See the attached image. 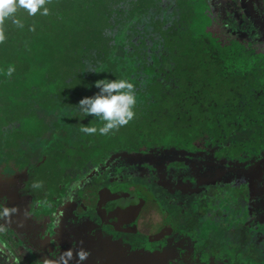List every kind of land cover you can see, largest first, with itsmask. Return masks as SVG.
Returning a JSON list of instances; mask_svg holds the SVG:
<instances>
[{"label": "trees", "instance_id": "1", "mask_svg": "<svg viewBox=\"0 0 264 264\" xmlns=\"http://www.w3.org/2000/svg\"><path fill=\"white\" fill-rule=\"evenodd\" d=\"M46 6L48 16L21 10L23 28L6 22L0 44V165L19 171L20 198L32 211L17 236L0 232V264H35L39 256L50 264H134L133 250L155 238L124 229L141 203L131 201L129 183L162 186L148 207L171 214L156 223V240L177 236L188 264H205L212 250L215 264H264V0ZM148 38L152 54L143 49ZM103 79H127L137 97L152 96L137 101L127 126L89 136L80 128L102 122L77 106ZM169 156L177 189L157 178L153 158ZM198 163L210 164L205 171ZM177 192L183 199L172 197ZM208 220L221 242L209 243L217 241L210 232L202 240ZM185 238L196 242L192 249Z\"/></svg>", "mask_w": 264, "mask_h": 264}, {"label": "clouds", "instance_id": "2", "mask_svg": "<svg viewBox=\"0 0 264 264\" xmlns=\"http://www.w3.org/2000/svg\"><path fill=\"white\" fill-rule=\"evenodd\" d=\"M49 0H0V44L7 39L6 22L10 21L18 28H23L22 20L18 13L21 10L27 12L28 16H48L50 9L46 6ZM34 30V29H33ZM15 68L9 67L5 73L11 77ZM91 71H95L94 69ZM99 92L91 97L80 100L77 106L80 113L85 117H94L102 122L101 127L82 126L80 131L89 136L99 134L108 136L122 127L127 126L136 118L137 95L136 86L127 79H103L95 83ZM42 185L37 183L33 188H40ZM18 209L8 207L5 203H0V220L10 219ZM87 253L81 251L78 254L80 261L87 259ZM69 258L71 254L69 253Z\"/></svg>", "mask_w": 264, "mask_h": 264}, {"label": "rangeland", "instance_id": "3", "mask_svg": "<svg viewBox=\"0 0 264 264\" xmlns=\"http://www.w3.org/2000/svg\"><path fill=\"white\" fill-rule=\"evenodd\" d=\"M250 28L251 29H249V31L257 32V33H259V30L262 29V27H258L255 29V27H252V26ZM150 29H152V27ZM253 30H255V31H253ZM154 45H155V42L149 40V38H148L147 44L143 49L148 50L152 54L155 51ZM151 60L153 61L152 57H151ZM147 95H148L147 97H137V101L138 102L145 101L146 99H148L149 97L152 96L151 93H148ZM251 157L256 158L255 155H253ZM245 158H248V156H245ZM154 160L160 162L158 164L160 166L159 167L157 166V168L159 169V170H157V173H158L157 178L160 179L159 182L163 185H166V184L171 185L173 183V181L175 180V178H174L175 175L173 174L172 167L169 168L170 166L168 164H166L167 162H169L171 160V156H169L168 158L162 157L160 159L156 157V158H153V161ZM198 164L202 165V167L205 168V171H207L206 167L210 163L209 164L198 163ZM192 170H194V167H192ZM20 179H21V175L15 167H13V168L8 167L7 168L5 165H3V166L0 165V203H5L6 206H8V207H14V208L18 209V211L15 214H13L10 219L5 218L3 220H0V226L3 228V229H1V227H0V232L11 231L12 234L15 236H17L19 234L18 233L19 229L21 230V226H19V222L22 223L23 220L29 221L30 219H32L31 216L29 215V212H32V211L30 210L31 207L28 206V201L23 199V197L20 198L21 196L19 194V188L23 185L22 184L23 178L21 180ZM169 181H170V183H169ZM181 186L184 190L187 187V185L183 186V182H182ZM256 186L261 189L259 182L256 183ZM173 187L176 188L175 182L173 183ZM159 189L160 188L157 187V190H159ZM252 191L257 192V196H261V193L264 190L257 191L255 189L254 190L252 189ZM199 200L200 199L194 195L193 200H192V205L195 207V205H197V202H199ZM202 203L205 204V202H202ZM181 204H182V206H184V208H186L187 206H191V203L189 205H187L184 202H182ZM160 217L156 214V212L154 214H151L149 212V209L146 208L145 211L141 214L138 229H140V232H143V233L148 232L146 234L152 235L153 233L156 232V229H157L156 223L158 222V220H160L159 219ZM224 219L227 223L229 222V219H226V218H224ZM209 221L210 220H208L207 223L204 224V226H203L204 230L201 231L202 240L209 236L208 235L209 232L211 233L210 235L213 236V239L215 236L219 237V235L222 232L221 230H218V228L216 227V226L219 227V225L217 223H211ZM14 225H16V226H14ZM220 225H222V224H220ZM36 228H38L40 230V232L43 231L42 227L39 225H36ZM260 233H263V230L260 231ZM102 234H104V238H107L105 233H102ZM120 237H125V235L121 234ZM218 237H216V239H219ZM108 239L110 240L111 238L108 237ZM173 240L174 241H172V243H178L179 242L178 239L176 238V236L174 237ZM182 240L184 241V243H183L184 245L190 244V249H192L195 246V243H196L195 241L187 240V238L182 239ZM217 242H221V240H217L215 243H217ZM17 246L19 248V243L16 244V247ZM260 247H262V249L264 251V235L261 236V238H260ZM177 248L180 249L179 246ZM17 250L19 253V249H17ZM64 251L66 252L64 255L67 256L69 253V248L68 247L64 248ZM6 252L9 255H11L9 250H7ZM220 252H223L224 254H226V250L224 248H222ZM230 256L232 259L236 258L235 254L233 252L231 253ZM11 257H12V255H11ZM4 258H6V257H4ZM2 259H3V257H0V262L2 261ZM236 260H237V258H236ZM229 263H231V261H229ZM35 264H50V261L49 260L46 261L44 257L39 256L37 263H35ZM53 264H55V263H53Z\"/></svg>", "mask_w": 264, "mask_h": 264}, {"label": "flooded vegetation", "instance_id": "4", "mask_svg": "<svg viewBox=\"0 0 264 264\" xmlns=\"http://www.w3.org/2000/svg\"><path fill=\"white\" fill-rule=\"evenodd\" d=\"M175 182V180L173 181V183ZM131 185H136L138 188H142L139 191V197L138 200L141 198V200H139L140 203V211L138 213V215L134 218L135 220H137L135 222L134 225H131L130 227H128V223L132 222H127L124 225V229H131L134 230L133 228H137L139 227V221L141 218V214L145 211L146 208L149 209V212L151 214H154L156 212V214L160 217L159 219H161L164 215L165 216H169L171 213L165 209L164 207H160L162 210L160 211V209L158 207L153 206V208L148 207V205L151 203L149 202V199H153V200H159V198L157 197V195L161 194L162 195V190L160 186H153L152 188H148V187H142L138 184H134V183H129ZM163 186H169L168 184L163 185ZM157 187L160 188L159 190H157ZM177 189V188H174ZM175 194L180 195L181 199H183V194H181V192H177L174 193L172 195V197H177ZM163 201L164 200V196L162 197ZM151 205V204H150ZM163 214V215H162ZM158 222H160V220H158ZM126 226V228H125ZM140 230V229H139ZM148 233V232H145ZM154 234V235H153ZM151 234H147V236H150L151 238H155L154 241H149L146 242L145 244H140L136 249L133 250V254L132 259H133V263L134 264H188V259L187 258H179V256H181L180 254V249H178V243H172V239L171 236H164L162 237L160 240H156L157 238V231L155 233ZM218 237V236H217ZM176 238L178 239V237L176 236ZM219 238V237H218ZM215 240H211V242L209 243H215ZM211 249V248H210ZM212 250V249H211ZM160 253H163V255H159ZM213 254H217V252L215 253V251L212 250ZM212 253L207 254V262L205 264H215V260L214 258L210 257V255H212ZM219 256V255H218ZM220 258L221 257H217ZM183 261V262H182ZM182 262V263H180ZM228 264H232V263H228Z\"/></svg>", "mask_w": 264, "mask_h": 264}, {"label": "water", "instance_id": "5", "mask_svg": "<svg viewBox=\"0 0 264 264\" xmlns=\"http://www.w3.org/2000/svg\"><path fill=\"white\" fill-rule=\"evenodd\" d=\"M130 187V186H129ZM142 188H138L137 186H132V187H130V189H129V191H130V193L133 195V198H131V201H133V199H134V201L136 200H138V197H139V191L141 190ZM137 220H135V219H133V221L132 222H130V223H128L129 225H128V227H130L131 225H134L135 224V222H136ZM125 228H126V226H125Z\"/></svg>", "mask_w": 264, "mask_h": 264}, {"label": "crops", "instance_id": "6", "mask_svg": "<svg viewBox=\"0 0 264 264\" xmlns=\"http://www.w3.org/2000/svg\"><path fill=\"white\" fill-rule=\"evenodd\" d=\"M219 236H224V234H222V233H221ZM217 240H222V239H221V238H219V239H217Z\"/></svg>", "mask_w": 264, "mask_h": 264}]
</instances>
